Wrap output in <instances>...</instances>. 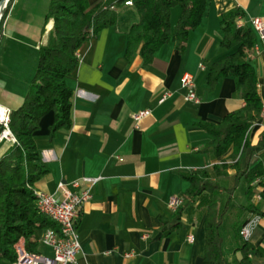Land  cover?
Segmentation results:
<instances>
[{
  "label": "crops",
  "instance_id": "crops-1",
  "mask_svg": "<svg viewBox=\"0 0 264 264\" xmlns=\"http://www.w3.org/2000/svg\"><path fill=\"white\" fill-rule=\"evenodd\" d=\"M88 1L95 6L105 0ZM49 3L11 0L8 6L0 32V106L10 111L24 102L36 74L40 48L51 37L54 20H47ZM233 8L243 10V25L251 26L253 17L264 20V0H211L200 25L189 32L184 53L171 40L145 64L139 51L126 57L127 32L138 20L129 5L116 25L99 31L79 50L80 63L66 77L73 92L71 126L52 136L55 116L50 111L34 133L40 157L49 169L36 183L37 191L54 193L60 182L74 180H81L84 189L88 184L82 178L98 179L91 199L81 209L77 224L81 251L75 264H202L210 193L183 202L177 224L176 213L169 206L171 197L183 199L189 190L187 176L202 170L221 185L224 216L220 231L226 262L236 264L243 259L240 224L255 215L246 209L249 183L242 178L230 191L236 169L218 175L214 166L232 164L233 148L216 156L209 148L212 136L203 127L221 123L245 104L236 93L233 77L214 84L207 81L210 66L236 50L221 45L220 16ZM181 14L180 6L172 8V31ZM257 43L259 52L253 53L250 63L257 74L263 108L248 138L262 149L254 156L253 167L264 165V42L258 35ZM186 72L195 76L199 103L185 100L181 78ZM166 93L171 96L161 103ZM144 109L151 114L136 128L132 116ZM13 143L0 141V158ZM254 183L256 193L264 190V178ZM253 203L262 205V214L248 241L251 249L247 255L251 264H264V201L255 194ZM43 233L37 232V252L51 255V249L41 242ZM189 235L194 236L193 242L188 241Z\"/></svg>",
  "mask_w": 264,
  "mask_h": 264
},
{
  "label": "trees",
  "instance_id": "trees-1",
  "mask_svg": "<svg viewBox=\"0 0 264 264\" xmlns=\"http://www.w3.org/2000/svg\"><path fill=\"white\" fill-rule=\"evenodd\" d=\"M126 1L129 0H105L90 6L88 0H49L47 20H54V28L48 43L40 48L36 74L24 102L10 113L9 128L17 141L0 158V264H13L16 261L15 245L21 239L28 251L37 252V232L56 228V223L42 214L37 206L35 185L49 169L40 157L34 133L39 128L41 118L50 111L55 116L52 136L57 130L71 126L73 92L66 84V77L79 65L78 52L82 46L93 40L102 29L117 24L127 6ZM210 1L136 0L132 6L138 20L131 24L127 32L126 57L130 59L139 51L144 63L149 64L155 52L171 40L176 43L178 51L184 53L189 32L200 25ZM175 6L182 8V14L172 31L170 16ZM6 14L7 10L2 23ZM244 17L240 8L221 14V45L226 50H236L210 66L207 81L214 84L223 77H233L236 93L245 104L239 110L228 113L221 123L204 124L203 127L212 136L209 148L216 156L225 155L233 148L230 154L232 164L224 162L214 166L218 175L224 174L228 168L236 169L235 186L230 191L233 192L239 181L245 178L249 183L246 209L261 215L262 205L253 203L257 187L254 182L264 178V165L253 167L252 160L262 148L253 146L248 138V132L260 119L263 108L257 74L250 63L257 44V33L251 26L238 25L239 19ZM3 129L4 126L0 125V133ZM187 178L191 186L183 196L184 202L204 192L210 193L206 253L202 264H227L220 231L224 216L219 197L221 185L214 183L206 170L192 172ZM261 195L264 201V190ZM183 205L175 210V224ZM246 221L240 224V229ZM250 247L248 242H244L239 249L243 259L236 260V264H251L247 255Z\"/></svg>",
  "mask_w": 264,
  "mask_h": 264
},
{
  "label": "built area",
  "instance_id": "built-area-1",
  "mask_svg": "<svg viewBox=\"0 0 264 264\" xmlns=\"http://www.w3.org/2000/svg\"><path fill=\"white\" fill-rule=\"evenodd\" d=\"M127 6L133 5V1L129 0L125 3ZM243 18L239 19L238 25L243 26ZM251 27L257 33L259 40L264 42V20L261 17H253L249 21ZM254 52H259L258 43L254 47ZM204 68L203 65H201ZM181 86L185 90V100L193 103L200 102V96L196 90L195 76L186 72L181 78ZM171 96L166 93L160 102ZM11 111L4 108V115L0 124L4 126V130L0 134V141L7 139L16 142L14 134L9 128ZM151 114V110L144 109L133 114V120L136 128L140 127L143 118ZM88 186L81 189V180H74L70 183L60 182L54 193H43L36 191L37 206L39 211L49 217L56 223V228H48L44 230L41 242L51 249V255H45L39 252H30L26 247H18L17 259L13 264H75L78 254L81 251V241L77 229L80 219L81 209L85 202L92 197V187L97 182V178H82ZM257 182V181H256ZM256 198L261 201V191H257ZM181 197H171L169 206L174 211L183 204ZM261 219L260 214L253 215L247 220L240 229V235L244 242H248L252 236L254 228ZM188 241L193 242L194 236L189 235ZM127 256H130L128 254Z\"/></svg>",
  "mask_w": 264,
  "mask_h": 264
},
{
  "label": "rangeland",
  "instance_id": "rangeland-1",
  "mask_svg": "<svg viewBox=\"0 0 264 264\" xmlns=\"http://www.w3.org/2000/svg\"><path fill=\"white\" fill-rule=\"evenodd\" d=\"M10 1V0H9ZM9 3V2H8ZM7 7H8V4H7V6L3 9V11H2V16H1V19H0V29L2 30V28H1V26L3 25V23H4V21H3V23L1 22L2 21V17L4 16V14H5V11L7 10ZM2 23V24H1ZM1 30H0V32H1ZM1 125V124H0ZM4 130V129H3ZM2 133V132H1ZM0 133V134H1ZM243 187V186H242ZM242 189V188H241ZM36 191L37 190H35V194H36ZM241 191V190H240ZM240 193V192H239ZM20 246H22V247H25V242H24V240L23 239H21L16 245H15V249H16V252H17V249H18V247H20Z\"/></svg>",
  "mask_w": 264,
  "mask_h": 264
},
{
  "label": "water",
  "instance_id": "water-1",
  "mask_svg": "<svg viewBox=\"0 0 264 264\" xmlns=\"http://www.w3.org/2000/svg\"><path fill=\"white\" fill-rule=\"evenodd\" d=\"M7 0H2L1 2H0V13L2 14V11H3V9H4V6H5V2H6ZM239 258H241L242 257V254L239 252L238 253V255H237Z\"/></svg>",
  "mask_w": 264,
  "mask_h": 264
},
{
  "label": "bare ground",
  "instance_id": "bare-ground-1",
  "mask_svg": "<svg viewBox=\"0 0 264 264\" xmlns=\"http://www.w3.org/2000/svg\"><path fill=\"white\" fill-rule=\"evenodd\" d=\"M8 2H9V0H7L5 2L6 4H5L4 8L7 6ZM1 16H2V14L0 13V19H1ZM3 115H4V107L0 106V120H2Z\"/></svg>",
  "mask_w": 264,
  "mask_h": 264
}]
</instances>
